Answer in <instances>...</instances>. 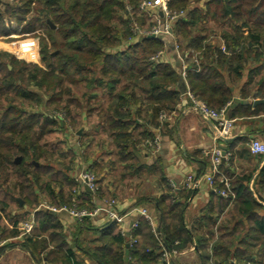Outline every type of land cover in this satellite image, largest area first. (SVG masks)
Wrapping results in <instances>:
<instances>
[{"label": "trees", "instance_id": "16d2710c", "mask_svg": "<svg viewBox=\"0 0 264 264\" xmlns=\"http://www.w3.org/2000/svg\"><path fill=\"white\" fill-rule=\"evenodd\" d=\"M39 1L44 7L28 20L25 16L33 10L35 0H14L18 5L13 6L17 9L12 8V12L19 15L10 19L25 24L19 33L21 38L39 36L38 61L34 62L37 60L34 44H28L32 42L13 47L26 60L0 50V232L4 239L19 236V231L9 230L5 222L18 225V219L10 214L12 205H18L17 198L36 205L38 189L57 207H70V201L78 200L76 183L70 177L75 171L77 151L67 147L66 141L54 151L46 138L56 132L64 134L70 127L79 130L84 115L89 121L97 111L96 132L101 135L98 138L93 135L92 139L87 136L85 143L100 147L107 143L125 159L122 155L129 150L137 151L140 145L149 147L155 140L154 130L166 125L161 123L160 114L177 110L185 85L197 99L221 110L232 103L231 88L242 82L247 72V84L256 88L253 98L264 99V91L260 90L264 88V0H170L171 12H188L173 29L181 57L188 63L185 79L178 58L175 66L151 60L167 51L165 43L131 32L134 21L127 8L136 14L140 0ZM191 1L197 4L192 9ZM201 1L205 2V9L198 5ZM2 15L0 11V38L12 37L14 32L5 28L6 19ZM140 19L145 21L146 17ZM47 20L56 28L48 25ZM153 25L150 23L149 27ZM216 33L220 34L226 52L214 37ZM250 62L255 63L248 69ZM80 85L86 90L79 91V97L75 87ZM247 97L245 94L243 99ZM259 107L264 106H258L251 115L257 114ZM59 111L65 113L63 122L56 117L55 112ZM103 131L108 134L107 142L102 138ZM83 137L86 136L82 134L80 139ZM231 154L230 164L234 158V153ZM54 156L58 158L54 160ZM17 157H21L19 163ZM256 157L264 160V156ZM43 162L49 165L43 168ZM56 163L60 169L54 170ZM204 164L209 166L210 161L204 160ZM204 164L198 178L203 175ZM225 166L222 163L220 172L232 179L236 199L222 200L213 191L216 205L210 204L200 222L191 228L186 224L185 207L192 192L179 199V193L172 189L160 198L138 201L154 205L159 218V237L146 222H140L131 236L116 232L112 226L101 233L97 241L100 245L92 241L83 248L79 237L88 230L100 232L84 218L79 221L81 228L74 237L75 244L96 264H166L165 251L180 252L194 243L202 251L199 257L202 264H209L211 259H220V264H233L232 259L236 264H264V165L255 176L256 170L235 179ZM41 169L46 170L44 174L54 175L42 183ZM215 187L221 188L219 175H215ZM214 210L219 214L227 212L217 231L213 230L216 233L204 230L218 223L221 215L212 218ZM42 213L40 224L47 225L61 243L59 251L48 256L51 260L48 263L79 264L72 248L65 243L61 223L53 213ZM217 232L219 237L210 253L208 247ZM132 239L136 242L132 243ZM24 240L22 246L35 255L40 245L32 237L25 236ZM8 246L2 247L0 253ZM63 248L65 254L60 251ZM170 262L182 264L173 255Z\"/></svg>", "mask_w": 264, "mask_h": 264}, {"label": "crops", "instance_id": "0c3cea01", "mask_svg": "<svg viewBox=\"0 0 264 264\" xmlns=\"http://www.w3.org/2000/svg\"><path fill=\"white\" fill-rule=\"evenodd\" d=\"M204 3V1H201L198 5L205 9ZM196 5L197 4L191 1V9L196 7ZM2 7L3 0H0V8ZM187 13L186 11L185 16L181 19H185ZM142 16L150 18L147 13ZM214 37L218 40V43L221 44V50L223 51L225 45L220 34L216 33ZM209 39H212V37ZM31 42L32 43L28 44H34L37 57V44L33 40H31ZM223 52H226V49ZM163 60L164 63H169L172 66L176 65L178 59L171 46L168 47ZM34 62L36 61L34 60ZM254 63L255 62H250L247 68L249 69L254 66ZM182 69L183 65H181L179 69L180 73ZM225 72H227V69ZM262 73H264V71H262ZM259 78L260 76L257 79ZM247 79L248 76L246 72L242 82H238L231 88L233 100L237 98L248 104H238L234 109H230L227 112L228 117L234 120L233 136L229 138L233 139V141L230 142L216 140L212 124L202 119L199 115L193 112L187 114L182 113L183 109L189 104L185 95L182 96V100L178 106L177 114L179 115H175L170 121L166 122V125H162L154 130L156 138L159 139L158 148H153L150 145H148L149 147L140 145L137 151L129 150L122 155L125 159L120 158L117 150L107 143L101 147L91 142L85 143V140L87 141V136L92 139L93 135L97 138L101 135L96 132V128L99 127L97 111L91 116L89 122H86L87 120L83 116L85 121L82 124L83 132L77 136L79 146H73L72 140L68 134L65 140L67 142V147H73V149L77 151L75 171L70 175L76 183L75 194L78 196V200L76 199L75 201H77L79 206L83 205L84 207L82 208H92V210L89 209V211L95 214L91 217H87V219L90 221L93 228L99 229L100 231L99 233H95L88 230L82 237H79L78 242L81 241L83 248L92 241H96V246L100 245V242L97 241L100 240L101 233L112 226L116 232L121 233V231L124 230L126 236H131V233L139 228L140 222H146L148 226L151 227L145 217L136 212L137 209H146L154 217V224L159 228V218L154 205L151 203L140 204L138 201L148 198H160L172 189L179 193V199H185V195H187L188 192H192L185 207L186 224L188 228H191L193 224L200 222L210 204L216 205L217 202L214 197V189L210 187L206 181V176L212 171L211 154L215 149H221L223 147L229 151L223 163H225V167L229 170V174L233 179L252 174L255 170L254 176L259 172L264 165V160L259 161L252 153H242L243 150L251 152L250 142L254 138L264 142V107H259L258 113L251 115L253 112H257L258 106H264V103L254 105V102L257 100L264 101V99L253 98L256 94V88L251 84H247ZM184 89H186V85L183 87L182 95ZM260 90L263 92L264 88ZM245 94L248 97L244 100L243 97ZM102 133L104 135V137H102L103 140L106 142L109 141L107 132L103 131ZM82 134L86 137L80 139ZM245 140L247 142L244 144L243 141ZM78 147L80 148L78 149ZM230 153H234L233 163L231 164L229 163V158L232 156ZM204 160H209L210 165L206 166ZM16 163L19 162L16 161ZM203 164V175L198 178L199 171ZM89 169H93L99 176L98 183L101 189L99 195L92 194L77 179L81 172ZM189 178L200 180L199 186L196 189L187 187V179ZM35 194V196H37L36 201L40 203L41 199H39L38 189L35 190ZM42 195L50 201L45 193ZM220 198L225 200V198L221 196ZM16 200L18 205H12L14 208H10V214L11 216H15V219H18V225L15 226L8 221L5 222L9 230H13L14 228L18 230L19 236H10L4 239L1 237L0 232L1 240L6 241L7 245H9L0 253V264H53L48 263V256H50L52 252L57 253L61 243L59 238L51 233L52 231H48L49 227H47V225L42 226L40 224V218L44 211L53 213L61 223L64 228L63 231L66 234L65 243L68 247L72 248L76 261L79 264H96L88 253L83 251V248H79L75 244L76 239H74V237L78 234L81 227L79 228L78 220L74 219L67 211L63 210L66 206L57 207L56 205L44 204L46 207H55L59 210L58 212H52L46 207L43 208L42 204L36 208V205L26 204L20 198ZM112 201L114 205L109 206L108 203ZM103 208L117 211L123 215L124 221L122 225L109 220L105 212H96L97 209ZM211 215L212 218L218 217L219 215L221 216L218 223L213 228L204 230L210 232L213 230L217 231L221 220L227 217V212L219 214L218 210H214ZM31 221L34 224V228L31 235L26 236L32 237L33 241L40 245L37 252H34L35 255L22 246L25 241V236H21V231L19 229L23 223ZM135 224H137V227L134 226ZM203 227H205V225H203ZM151 231L153 232V229ZM213 237L214 239L211 240L208 247L210 253L213 243L216 242L219 237L218 232ZM64 250L63 248V250L60 251L65 254ZM201 253L202 251L199 250L197 244L194 243L181 250L178 255L174 256V259L182 264H202L199 258ZM126 260H128L127 254ZM72 261L74 263V260ZM216 262L220 264L221 260L211 259L209 264H215ZM236 262L235 259H232L233 264H236ZM55 264H63V262L60 261Z\"/></svg>", "mask_w": 264, "mask_h": 264}, {"label": "built area", "instance_id": "2783aa9c", "mask_svg": "<svg viewBox=\"0 0 264 264\" xmlns=\"http://www.w3.org/2000/svg\"><path fill=\"white\" fill-rule=\"evenodd\" d=\"M14 1V0H11ZM170 0H141L139 4V10L142 13L149 14L151 19H156L157 23L154 22V25L148 31H142L139 28V35L153 37L161 42L166 44V48L172 47L173 52L176 54L177 58L181 61L183 65V69L181 71L182 77L185 79L187 77V61L185 58L181 57L180 54V47L176 40V37L173 33L175 23L185 16L178 13H173L168 9V3ZM128 11L131 10L130 7L127 8ZM225 51V49H223ZM165 52L159 53L157 56L153 57L151 60L156 63H164V55ZM186 96L188 99L189 104L185 107L182 111L183 114H187L193 112L199 115L202 119L212 124V128L214 131L215 139L219 141H223L225 139L232 138L233 130H234V120L230 119L227 115V108L216 110L209 107L205 102L197 99L194 95H192L189 90L188 86L186 85V92L183 93V96ZM182 100V99H181ZM178 108L177 110L173 111L172 113L162 112L160 114V121L161 123H166L172 119L175 115H179ZM149 145L153 148H158L159 146V139L155 138L153 142H150ZM250 151L255 156H264V142L260 139L254 138L250 142ZM227 156V154H226ZM226 159V157H225ZM211 161H212V171L209 175L206 176V181L217 192L221 197L230 200L233 202L236 199V194L232 188V181L229 177L225 176L220 172V166L223 163V155L222 149H215L211 154ZM215 175L220 176V184L221 188L218 189L215 187ZM79 180L82 184L92 193L97 194L99 191L98 186V179L96 178L95 174L91 172V170L83 171L79 174ZM200 180L198 179H187V187L196 189L199 186ZM264 197V194H263ZM76 199H73L74 202ZM109 206L114 205V202L108 203ZM43 207H46L43 205ZM49 211L58 212L59 210L55 207H46ZM63 210L67 211L74 219L81 221L84 218L91 217L95 213L83 211V212H76L69 208H64ZM105 212L109 220L114 223L121 224L124 221V216L118 213L117 211L111 209H97L96 212ZM137 213L145 217V219L150 223L153 232L156 236H159L157 233V227L154 224L155 220L154 217L146 210V209H137ZM137 227V224L134 225ZM34 228L33 222H26L20 226L21 236L31 235ZM122 235H125L124 230L121 231ZM135 240H132V243H135ZM7 245L6 241L0 239V249ZM178 251H174L172 254L165 251L163 254V259L166 264H171L172 255H178ZM251 264V263H248Z\"/></svg>", "mask_w": 264, "mask_h": 264}, {"label": "rangeland", "instance_id": "374dc122", "mask_svg": "<svg viewBox=\"0 0 264 264\" xmlns=\"http://www.w3.org/2000/svg\"><path fill=\"white\" fill-rule=\"evenodd\" d=\"M9 3V6L7 7L6 6V3ZM140 2H141V0H140ZM16 5H18V4H15V2L13 1H11V0H3V7L2 8H0V11H1V13L3 14L2 16H4V18L3 19H6L5 21H4V26H5V28L6 29H9L10 31H13L14 32V35L12 36V37H9V38H5V37H1L0 38V50H3L4 52H8V53H12L14 56H16V58H18V59H22V60H26L27 58L26 57H24V56H21V55H19V53H17L16 51H14L13 50V47L14 46H16V45H18V44H26V42H31V40H33L34 42H36V44H37V50H39V42H38V37L39 36H37V37H35V36H29V37H25V38H21L19 35V33L21 32V29H22V27H24V25L25 24H22V25H20V24H17L16 23V21H10V19H17V15H19V13H13L12 12V8H14V9H17L16 7H13V6H16ZM44 7V3L43 2H41V1H39V0H35V3L33 4V10L30 12V13H28L25 17V19H33V18H35L36 17V11H37V9H40V8H43ZM129 12H131L130 13V17L132 18V21H134V24H133V28H132V33L133 34H140L139 33V30H137L138 28L140 29V30H142V31H148L149 29H151L150 27H149V24L150 23H154L153 21H155V23H157L156 21V19H150V18H148V17H146V20L144 21L143 19H140V18H142V17H144V16H142V15H144V14H142L141 12H139V10H138V12H136V14H134V13H132V9L129 11ZM173 13H178V15H182L183 16V14L184 13H186V10H183V11H173ZM23 16V15H22ZM145 18V17H144ZM142 20L143 22H139V21H137V20ZM27 22V21H26ZM51 23V24H50ZM47 24L48 25H50V26H52V28H56V26L52 23V21L51 20H47ZM142 25V26H141ZM43 29L45 28V25L42 27ZM41 30V29H40ZM39 35V34H38ZM20 37V38H19ZM182 39V38H181ZM179 47H180V44H179ZM38 61V52H37V60H36V62ZM82 87V88H81ZM84 86L83 85H80V86H77V87H75V94L77 95V96H79L80 97V92L79 91H81V93H82V91H85L86 89L85 88H83ZM55 114H56V117H58V119L61 121V122H63V119H64V116H65V113L64 112H62V111H59V112H55ZM84 117H85V115H84ZM83 122H85L84 120H83ZM86 122H89V121H86ZM91 122H94V121H91ZM83 124V123H82ZM81 124V125H82ZM81 132H83L82 131V127L78 130H74V129H72L71 127L70 128H68L67 130H66V132L64 133V134H62V133H60V132H56V133H54L53 135H51V136H49L48 138H46V141L49 143V145L51 146V148H53L54 149V151H57L58 149H60V146H61V143L63 142V141H65L66 139H67V134L69 135V137H70V139L72 140V144H73V146L75 145L76 147L77 146H79V143H78V141H77V136H78V134H81ZM71 144V145H72ZM62 147V146H61ZM80 147H78V149H79ZM83 151V150H82ZM56 156V155H55ZM55 156L53 157V159L54 160H56L57 158H58V156L55 158ZM18 158H20L21 159V157H17L16 158V161H17V159ZM59 163H61V162H59ZM59 163H56L53 167V169L54 170H56L57 168L58 169H60V164ZM37 164V166H39V163H36ZM51 164V163H50ZM43 168L44 167H46L45 165H49V163H46V162H43ZM52 165V164H51ZM42 170L43 169H41V180H40V182H42V183H44V182H46V181H48L49 180V177L51 176V175H54L53 174V172H51V173H49V174H44V172L46 171L45 169L43 170V173H42ZM91 170V169H90ZM91 172L92 173H94L95 174V176H96V178L97 179H99V176L97 175V173L92 169L91 170ZM78 180H79V176H78V178H77ZM79 182H81L80 180H79ZM82 183V182H81ZM98 186H99V188H100V184L98 183ZM99 193H100V189H99V191L97 192V194L96 195H99ZM43 193H39V199H41V201H40V203L39 202H35L34 204H36V208L40 205V204H42V205H44V204H46V205H51L50 204V201H48V199L47 198H45L44 197V195H42ZM75 199V198H74ZM38 204V205H37ZM70 207H66V208H69V209H71V210H73V211H76V212H83V211H88V212H91V211H89V209H85V208H82V207H80L79 206V204L77 203V202H74L73 200H72V202L70 201V204H68ZM13 207V206H12ZM11 207V208H12ZM35 207V206H34ZM33 207V208H34ZM14 208V207H13ZM44 208V207H43ZM7 220H9V219H7ZM1 239V238H0Z\"/></svg>", "mask_w": 264, "mask_h": 264}, {"label": "water", "instance_id": "95a60500", "mask_svg": "<svg viewBox=\"0 0 264 264\" xmlns=\"http://www.w3.org/2000/svg\"><path fill=\"white\" fill-rule=\"evenodd\" d=\"M51 24V23H50ZM186 92V89H184V92L183 93H185ZM262 103H264V101L263 100H257V101H255L254 102V105H260V104H262ZM238 104H248L247 102H242L241 100H239V99H237V98H235L234 100H233V102L228 106V108H227V111L228 110H230V109H234ZM225 142H230V141H233V139H225L224 140ZM222 149V155H223V162L225 161V157H226V154H227V150L225 149V148H221ZM20 158H18L17 159V162H20ZM129 247H130V245L128 244L127 245V251H126V254L128 255V253H129Z\"/></svg>", "mask_w": 264, "mask_h": 264}]
</instances>
